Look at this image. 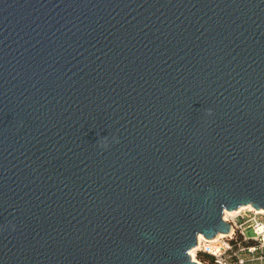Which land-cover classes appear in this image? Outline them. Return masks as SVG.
Here are the masks:
<instances>
[{
	"label": "water",
	"instance_id": "water-1",
	"mask_svg": "<svg viewBox=\"0 0 264 264\" xmlns=\"http://www.w3.org/2000/svg\"><path fill=\"white\" fill-rule=\"evenodd\" d=\"M264 210V0H0V264H199Z\"/></svg>",
	"mask_w": 264,
	"mask_h": 264
},
{
	"label": "built area",
	"instance_id": "built-area-1",
	"mask_svg": "<svg viewBox=\"0 0 264 264\" xmlns=\"http://www.w3.org/2000/svg\"><path fill=\"white\" fill-rule=\"evenodd\" d=\"M223 220L229 232L210 240L197 238L194 259L201 253L209 261L199 264H264V210L242 206Z\"/></svg>",
	"mask_w": 264,
	"mask_h": 264
},
{
	"label": "bare ground",
	"instance_id": "bare-ground-1",
	"mask_svg": "<svg viewBox=\"0 0 264 264\" xmlns=\"http://www.w3.org/2000/svg\"><path fill=\"white\" fill-rule=\"evenodd\" d=\"M246 207H249V208H252L250 205L249 206H246ZM254 209V208H253ZM235 214V211H224V213H223V217L225 218V219H227V217L228 216H233ZM222 234H218V235H216L214 238H217V237H219V236H221ZM198 239H201V238H204L201 234H199L198 235V237H197ZM213 238V239H214ZM195 250L196 249H191L190 251H189V255L191 256V258L193 259V260H195L194 259V253H195Z\"/></svg>",
	"mask_w": 264,
	"mask_h": 264
},
{
	"label": "trees",
	"instance_id": "trees-1",
	"mask_svg": "<svg viewBox=\"0 0 264 264\" xmlns=\"http://www.w3.org/2000/svg\"><path fill=\"white\" fill-rule=\"evenodd\" d=\"M197 259H198L201 263L209 261V258H208L206 255L201 254V253H199V254L197 255Z\"/></svg>",
	"mask_w": 264,
	"mask_h": 264
},
{
	"label": "rangeland",
	"instance_id": "rangeland-1",
	"mask_svg": "<svg viewBox=\"0 0 264 264\" xmlns=\"http://www.w3.org/2000/svg\"><path fill=\"white\" fill-rule=\"evenodd\" d=\"M246 233H247L248 236H251V235H252V231H251V230H247ZM195 261L200 262V261L197 259V257L195 258Z\"/></svg>",
	"mask_w": 264,
	"mask_h": 264
}]
</instances>
